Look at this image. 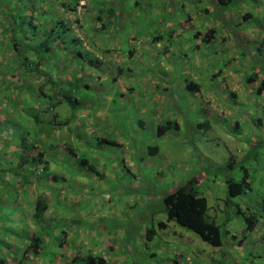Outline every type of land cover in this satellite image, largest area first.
Segmentation results:
<instances>
[{
  "label": "rangeland",
  "instance_id": "rangeland-1",
  "mask_svg": "<svg viewBox=\"0 0 264 264\" xmlns=\"http://www.w3.org/2000/svg\"><path fill=\"white\" fill-rule=\"evenodd\" d=\"M89 1L88 7L92 8L93 0ZM169 1L171 0H149L148 2L141 1L139 5H136L132 0H120L123 15L118 16L117 14L115 21H112L104 14L101 17L106 20L105 31L95 28L96 21L88 23L87 19L82 22V27L91 32H97L103 39V44L101 45L102 54L104 50L111 51L113 47L117 51L122 50V52H125L127 60L124 63H130L128 56L130 47L137 46V41H140L145 33L153 35L152 33L158 31V28L162 26V23L158 22L159 18L165 20L170 16L176 23L180 18L191 14L194 4V7L198 4L200 8L211 9L212 17H220L228 11L233 12L235 15L242 13V10L250 12L253 19L244 23L248 28L239 36L242 35L246 38L247 43L255 40L254 33L257 30L253 26L257 24L258 18L261 17V11L255 10V1L242 3L241 0H238L236 1L237 4L226 8L218 6L215 0H183L185 10L177 9L173 3L169 4ZM0 2L1 6H5L7 0H0ZM83 2L84 0L81 1V3ZM166 7L168 9L173 8L174 13L167 12L168 9ZM80 10L84 9L81 8ZM89 10L91 12V9ZM230 16L234 18V22L237 21L235 16ZM230 16L225 18L226 28L230 26V31L245 27L242 24L230 23ZM205 17L209 20L208 23L204 24L203 27L200 24L194 26L203 31H207L210 26L216 27L218 32L222 29V27L216 26L220 20L215 24V22L212 23L210 15L205 14ZM239 20L241 21L242 19ZM113 25L114 28H110ZM131 36L134 37L132 42ZM179 42H185L187 46L184 47V50L178 48L171 53L170 60L175 63L173 68L175 76L180 74L183 62L191 66L194 62L197 65L196 62H198L199 67L196 68L194 73L197 79L199 78L200 81H198L201 85L207 83L205 76L210 79L213 73H218L216 77H218L219 81L223 80L224 87L229 85L232 74L235 79L240 77L242 79L243 71H240V67L226 57V50L220 44L216 45V56L213 45L205 48V45L202 44L200 51H195L192 49L195 41L191 37L179 39ZM244 50H248L247 47ZM220 51H222L221 54ZM82 52L84 54L83 63L81 62L80 69H78L79 72L82 68L84 69L82 71V79L77 81L74 78L75 74L69 75L70 79L73 78V91L71 94L78 98L81 104L70 107L64 101L50 107L51 110L47 109L43 113L45 119L42 125H44V130L48 129V131L43 132L42 136L43 141L49 139L47 144H68L76 155L85 157L89 161L88 166L80 164L77 160L74 162L75 166L70 169L68 167L70 165L69 162L73 161V159L65 158L61 160L65 156L64 153L62 158L57 156L58 160L55 159L53 162L52 159L49 160V156L52 153H49L46 148V156L44 158L49 160L50 172L58 174V178L56 180H36L34 177L32 186L27 185L25 189L16 184L17 198L15 199V195L5 200L4 204H2V209L4 208L5 211L16 209L15 212H7L11 213L9 215L10 224L16 226L26 221L30 224L29 219L35 196L40 194V192H47L52 200L49 211L53 213L55 230L63 226L64 229L71 226L73 224L72 217L76 218L77 212L82 213L81 221L87 222L89 218H94L95 221L99 222L94 227V230H97V227L99 229L100 225L105 227L117 225L120 229V237H118L117 243L119 249L115 250L118 253L121 252V256L125 255L127 264H131L129 260L131 257L133 258V264H167V262L181 258L179 255V252H182L181 246L185 247L186 254L188 252L195 254L193 264H245L249 260H253V264H264V251L259 249L260 245H257V248L245 249L242 252L241 250L236 251L227 247L224 241L225 236L228 235L226 237L228 238L235 233V230H227L226 228L231 223L229 219L238 224H240L239 220L243 219V214L236 213L235 206L239 204L244 209L242 201H245L246 197L255 198L259 201L264 199V133H260L255 128L249 132L248 123L256 114H250L249 118L246 116L244 121L238 118L241 112L251 105L245 95L236 99L235 103L238 104L240 102L239 105L233 104V98H231L232 103L223 101L224 104L221 103V106L216 102L214 108H212L213 102L211 104H202L201 102L198 105L200 111L196 113V110H193L188 114L197 118H195L194 123H209L211 124L210 127L204 131L199 129L198 135H195L197 130H195V133L188 134V137L192 139V148L189 147L187 149L188 152L168 151L158 154V152H153V146L157 145V143L152 140L150 132L154 131L155 138H153L157 139L155 114L160 110V106L155 95L156 92L160 91V88L156 89L153 86L151 93L146 91V95L151 100L149 108L146 110V105L140 103L142 90H145L143 87L140 86L134 89L138 92V95H135L130 90L121 88L122 85H129L125 64L121 66L124 71L122 72L123 74H120L119 78L122 76L120 79L116 78L118 66L110 67L107 71H105L104 67H101L104 68L103 71L106 72L109 78L99 83L96 79L94 80L95 75L100 73L99 70L94 69L91 71V76L86 72L88 69L86 64L92 63L95 65L97 63L94 60L89 62L88 60H91L93 56L85 53V51ZM248 52H250L249 57L252 54L254 56L253 48L249 49ZM64 59H66L65 55H63ZM223 59H226L224 65ZM189 65L186 66L189 67ZM244 69H246L245 65L241 70ZM191 71L193 72V69ZM61 73L64 74L65 71ZM207 73L208 75H206ZM259 73L261 72L259 71ZM190 75L192 74L189 72L187 77L190 78ZM80 83H87L89 87L76 88L75 86ZM174 91L175 95H178L179 98L182 97V91L178 92L177 89H174ZM131 96L138 97V101L131 99ZM108 98L110 101H107L109 100ZM50 100L51 102L55 101L54 98H50ZM137 107L145 109L142 113H137ZM101 109L105 111L104 114L100 113ZM168 110L171 111V109ZM237 110L239 111L237 112ZM258 111L261 113L263 109ZM212 113L217 114L221 119L225 117L223 120L220 119L219 124L213 120L214 117L208 119V114ZM67 117L70 118L66 119ZM169 117H174L173 111L169 113ZM192 118L190 117L188 120L190 127L193 125ZM231 118L239 119V126L227 130L226 125L228 126ZM47 119H49L48 123H46ZM84 133H86L85 135L88 134L93 144L98 146L99 153L87 151L85 144L81 145L78 142L79 138L85 139ZM28 135L33 141L36 140L41 145H45V142L40 140V136L38 137L34 130L30 131ZM181 136L183 137L184 135L182 134ZM169 138H178V134H173L172 132ZM106 141H113L117 145L108 144ZM133 147L137 150L138 156L134 163L136 172L131 171L129 167L124 168L120 163L124 152L128 148L131 149ZM176 147L174 145V148ZM177 149L182 148L177 147ZM35 152L31 151V154ZM178 154L181 158H184L183 163H185L186 175L178 176L175 172L173 176H169L168 170L170 169L166 170L167 161L175 163ZM134 156L136 158L135 154ZM142 159L151 160L154 163L143 166L140 165L142 164ZM113 160L117 161L116 166L112 164ZM98 161H101L100 167L97 166ZM181 162L182 160L179 161L180 164ZM92 169L94 170L91 171ZM201 172L202 174L198 175ZM96 174H100V178ZM245 174L248 175L249 192L246 193L245 191L241 195L228 197L226 181L229 179L240 181ZM164 175H166V178ZM193 177L196 178V184L194 185H196L197 190L207 199L208 213L214 214L216 223L221 226L223 231V243L220 246L208 244L197 233L180 226L174 221L168 222L165 228H159L158 223L160 221L166 222L161 196L168 192L166 188H170V180L173 182L171 187L175 188ZM79 178L86 181V190L84 191L80 189L78 184ZM53 189H58L59 191L53 192ZM70 193H72V197L69 196ZM261 205L262 203H259L256 209H261ZM23 208L27 210L25 213L21 211L24 210ZM56 210L58 215L54 214ZM60 221H63V223L59 224ZM150 228L154 229L155 233L151 240H147L145 238V230ZM113 231L111 229L106 234H101L105 238V240H101L102 245L107 244L106 240L114 236ZM237 234L239 235V232ZM58 238L60 239L61 236ZM64 239L65 234H62V240ZM262 244L261 248L263 249L264 243ZM130 247L132 248V253L128 251ZM99 248H101L100 245L93 244L90 252L94 253L98 250L96 254L101 255ZM59 249V247L53 248V251H58ZM66 249L63 247V251L60 250L56 256H62L63 253H66ZM83 251L85 253V250ZM105 251L110 252L109 249H105ZM136 252L138 253L136 254ZM215 260L217 261L214 262ZM59 262L60 260L58 263L55 262V264H63ZM32 264L34 263L32 262ZM36 264L51 263L49 262V257L44 255L39 258ZM119 264L123 263L119 261Z\"/></svg>",
  "mask_w": 264,
  "mask_h": 264
},
{
  "label": "trees",
  "instance_id": "trees-1",
  "mask_svg": "<svg viewBox=\"0 0 264 264\" xmlns=\"http://www.w3.org/2000/svg\"><path fill=\"white\" fill-rule=\"evenodd\" d=\"M81 1L83 0H7L5 6L0 5V264H36L44 255L49 257L51 264L58 263L59 260L63 264H110L103 256L88 253L73 257L62 255L56 260L55 254L64 247L62 232H66L55 230L53 213L49 211L52 201L49 193L40 192L35 196L30 224L28 221L16 226L10 224L11 213L7 212H15L16 209H2L5 200L15 195V199L17 198L16 184L25 189L27 185L32 186L34 177L36 180L58 178V174L50 172L49 160L44 158L47 149L52 155L62 149L65 155L63 159L78 160L80 164L86 162L85 157L76 155L68 144H47L49 139L43 141L42 136L43 132L48 131L42 125L45 119L43 113L47 109L51 110L50 107L64 101L70 107L81 104L71 94L73 78H63L57 69L62 65L66 74L71 65L79 64L69 73L75 74L77 81L82 79V70L79 76L76 75L83 63L82 51L88 53L80 36L83 35L82 22L91 17L94 21H100L103 29L105 22L101 18L102 14L107 12L106 15L110 18L114 13L110 6L113 0H93L92 8L88 7L89 0H84L83 3ZM236 1L238 0H215L218 6L226 8L237 4ZM81 8L84 10L81 11ZM208 11L206 9V13ZM244 16L250 17L252 14L247 11ZM261 16L264 19V12ZM214 31L216 32L215 28L209 29V35L205 36L207 41ZM206 40L203 41L204 45ZM90 44L88 43V47L94 46ZM63 55L66 56L64 60ZM259 64L263 70L264 39L254 48L251 67L254 69ZM256 77H259L258 72L252 73L248 79L253 81ZM191 84L198 87L194 82ZM258 86L257 91L260 93L264 90V77ZM75 87L89 86L80 83ZM50 98L55 101L51 102ZM48 121L49 119L46 123ZM176 126V121L165 120L158 124L157 136L176 129ZM33 130L45 145L29 138L28 134ZM111 143L116 144L113 141ZM31 151L36 152L31 154ZM154 151H157L156 147ZM195 181L191 178L161 196L166 222L160 221L158 225L163 228L166 223L174 221L197 233L208 244L220 246L223 243V231L216 223L215 216L208 213L207 199L197 190ZM226 184L228 197L238 196L249 190L247 174L240 181L229 179ZM245 207H238L239 213L252 224L251 220L256 218V214L248 212L250 209ZM23 209L19 210L25 213L27 210ZM154 233V229H146L145 237L152 239ZM58 247V251H53V248Z\"/></svg>",
  "mask_w": 264,
  "mask_h": 264
},
{
  "label": "crops",
  "instance_id": "crops-1",
  "mask_svg": "<svg viewBox=\"0 0 264 264\" xmlns=\"http://www.w3.org/2000/svg\"><path fill=\"white\" fill-rule=\"evenodd\" d=\"M132 1L134 2V4L139 5L141 1L148 2L149 0H132ZM241 1L242 3H245V2L249 3L251 0H241ZM254 1L256 2V6H257V7L255 6V9H257L258 11L260 10L261 13L264 12V0H254ZM172 3L175 5L177 9L185 10V4L183 3V0L169 1V4H172ZM194 5H193L191 14L185 15L183 18H180V20L177 21L176 23L170 18V16L167 17L165 20H163L162 18H159L158 22L162 23V26L158 28V31L152 33L153 35H151L150 33H145L143 35L144 37L140 41H137V44H138L137 46L130 47V50L128 51L130 63H124L127 60V56H125V52H122V50L117 51L116 48L114 47L111 49V51L104 50V53L102 54L101 45L103 44V39L99 36L97 32H91L88 29L83 28V33L88 38V41H90L91 44H94L93 47L87 48L88 54H91L93 56L91 60H94L97 63V66L93 65L92 63L86 64L88 67L86 72L91 76V71H93L94 69H97L100 71V73H97L95 75L94 80L96 79L99 83L101 81L108 80L109 77H107L106 72H104L103 70L105 68L106 69L105 71H107L110 69V67L112 68L115 66H118V75L116 78L120 79L122 76L120 78L119 76L120 74H123L122 72L124 71V69L121 68V66L122 64H125L127 74H128V84L129 85L128 86L122 85L121 88L130 90L135 95H138V92H136L134 89L140 86L143 87L145 90H142V97H141L140 103H144L146 105V110H148L149 104L151 102V100L149 99V96L146 95V91L151 93L153 91V86L156 89L160 88V91L156 92V95H155L156 100L159 101V106H160V110H158V113L155 114V124L156 126H158V124L162 123V120H167L168 118H170L169 113L173 111L174 117L170 118L169 120L172 119L176 121L177 126H176V129H174V131L171 130V131L166 132L162 136H157V139H154L155 132L154 131L150 132L152 140H154L157 143V145H155L154 147L157 148V151L155 152H158V154L160 152L166 153L168 151H180L179 153L188 152L187 149L189 147L192 148V145H191L192 139L188 137V134L195 133V130H197L195 135H198L199 129H201V131H204L210 127L211 124L209 123H202V122L194 123V121L197 118L195 116H190L188 114L193 110H196V113L197 111H200L198 105L201 102L202 104H206V103L211 104L213 102L212 108H214L216 102H218L219 105L221 106V103L224 104L223 101L231 102V103L233 101V104L239 105L240 102L238 104L235 103L236 99L241 98L243 97V95H245L247 101L251 102V105L249 106V108L242 111L238 118L244 121L246 120V116L247 118H249L250 114H256L255 117L251 119L248 123L249 132H251V130L255 128V129H258L260 133H264V90L260 93L257 91V88L259 87L258 85L260 84V80L261 78L264 77V67L262 70V67H260V64H259L257 67L253 69L251 67V63H252V58H254V56L253 54L251 55V57L248 56L250 53L248 52V50L252 48L254 49L264 39V19L263 17L262 16L259 17L257 20V24L253 26L257 30V32L254 33L255 40L247 43L246 38H244L242 35L239 36V34H242V32L246 31L248 28V26L244 25V23H246V21L249 22L251 19H253L252 16L250 17L244 16V14L247 12L246 10L241 9L242 13L238 15H235L233 14V12L228 11L224 13L223 15H221L220 17H212L211 9H209V11L206 13V8H200L198 4L196 7H194ZM111 6L120 8L121 7L120 0H113ZM166 9L168 8L166 7ZM167 12L174 13V9L173 8L168 9ZM114 13L115 15L113 17H110V18L108 17L112 21H115L117 14L118 16L123 15L122 9L120 10V12L115 11ZM205 14L210 15L211 17L210 19L212 23L215 22L216 24L217 21L220 20L218 22V25L216 24V26L222 27V29L219 32L216 30V27H213V26L209 27V29L215 28L216 30V32L214 31V33L212 34V37L209 41H207L205 38L207 34L209 35V32H208L209 29L207 31L205 30L203 31L194 26L196 24H200L203 27L204 24L209 22V20H207V18L205 17ZM230 15L235 16L237 21L234 22L233 21L234 18H232V16ZM227 16H230L231 18L230 23L242 24V26H245V27L237 29L235 31H230L229 30L230 26L226 28V25H225L226 23L225 18ZM239 19H243V20L240 21ZM93 21L94 19H92L91 17L87 18L88 23H91ZM105 21L106 20H104V22ZM182 23H184V25H182ZM100 24H101L100 21H96L95 28L102 29V26ZM110 28L113 29L114 26H110ZM102 30L105 31L106 27H103ZM237 34L238 36H236ZM188 37H191V39L195 41L193 42V44L194 43L195 44L192 49H194L195 51H200L203 41L206 40L207 43L205 45V48L213 45L216 56H217L216 45L220 44L226 50L225 51L226 57L231 62L235 63L236 66L240 67L239 68L240 71H243L242 79L241 77L239 79H235V76L232 74L229 85L228 86L225 85L224 87L223 80L219 81L218 77H216L218 76V73L216 75H214L213 73L210 79L208 76H205L207 79V83H205L204 85H201L199 82L200 81L199 78L197 79L196 74L194 73L196 72V68L199 67L198 62H196L197 65L194 62L192 66L183 62L182 63L183 65L181 66L182 68H180L181 69L180 74L178 76H175V74L173 73V68H174L175 63L174 61L170 60L171 53L175 52V50H177L178 48H182L184 50V47L187 46V43L179 42V39H183V38L186 39ZM133 39L134 37L131 36V42L133 41ZM244 45L247 47L248 50H244V48H246ZM221 53L222 51H220V54ZM225 60L223 62V65L225 64ZM186 65H189V67H187ZM244 65L246 69L241 70L244 67ZM76 66L77 65H71L70 69L67 68V70L69 69L68 73L62 74L61 72L63 70H62V65H61L58 67L57 72H59V74H61L63 78H66V77H69L70 75L69 72L70 71L73 72ZM101 67H104V68H101ZM191 69H193V72L191 71ZM82 71H84L83 68H82ZM259 71L261 73H259ZM81 72L78 71L76 75L79 76ZM189 72L190 74H192L190 75V78L192 79L187 77ZM254 72H258L259 77L258 78L256 77V80L254 79L253 81H251L248 78ZM206 75H208V73ZM191 82L198 84V87H196L197 85L191 84ZM84 84H87V83H84ZM87 85L89 86V84ZM188 87L191 89H188ZM174 89H177L178 92L182 91L183 92L182 97L179 98L178 95H175ZM228 97H230L229 98L230 100L229 99L224 100V99H227ZM130 98L135 99V101H138L137 100L138 97L131 96ZM157 98H159L160 100ZM231 98H233L232 101H231ZM107 101H110V99ZM236 108L239 109L238 107ZM144 109L145 108L140 109L137 107L136 112L142 113ZM168 109H171V111H169ZM261 109H263V111H261ZM239 110H237V112ZM250 110H253V111L250 112ZM258 110H260L261 113H259ZM100 113L104 114L105 111L101 109ZM190 117H193L192 118L193 125L191 127L188 124V120ZM208 117H209L208 119H212L211 117H214L213 120L220 124V121L223 120L225 116L221 119L220 116H217V114L215 115L212 113V114H208ZM67 118H70V117H67ZM238 120L239 119L237 118H231L228 126L226 125V129L230 130V129L238 127L239 126ZM191 129L193 130L191 131ZM172 132L173 134H178V138H172V139L169 138V135ZM85 134L86 133H84L85 139L79 138L78 142L81 145L85 144V148L87 149V151L99 153L98 146L93 144L88 134L87 135ZM182 134L184 135L183 137L181 136ZM166 135L167 137L164 138ZM106 142L108 144H112L111 141H106ZM112 145L116 146L117 144H112ZM174 145L182 149H177V147L174 148ZM57 151L58 152L56 153V155L49 156V160L52 159V161L54 162V160L57 159V156L62 158L63 150L58 149ZM134 154L136 155V158ZM200 155H201V152H200ZM137 159H138L137 150L134 147L131 149L128 148L124 152L123 157H121L120 163L123 165L124 168L129 167L131 171L136 172L134 163L136 162ZM183 159L184 158L183 157L181 158V156H179L178 154L177 160L175 161V163L167 161L166 170L170 169L168 170V172L170 173L169 176H173L175 172L176 174H178V176L186 175L185 173L186 168L184 167L185 163H183ZM61 160H64V159H61ZM181 160L182 162L180 164L179 161ZM75 161L77 160H73L69 162L70 165L68 167L70 169L75 166L74 165ZM88 162L89 161L86 159V162L82 164H84L85 166H88L87 165ZM100 163L101 161L97 162L98 167H100ZM153 163L154 162L151 160L142 159V164L140 165L146 166V165H152ZM112 164L116 166L117 161L113 160ZM93 170L94 169H92L91 171ZM201 174L202 172L199 173L198 175H201ZM99 175L100 174H96V176L100 178ZM164 176L166 178V175ZM135 177H136V174H135ZM195 177H197V175H195ZM195 177H193L194 180H196ZM170 183H171L170 188L169 187L166 188L168 191H171L172 189H174V187H171V185L173 184L171 180H170ZM78 184L80 185L81 190L83 191L86 190L85 180L80 179V181H78ZM52 191L58 192L59 190L53 189ZM248 192L249 190L246 191V193ZM71 194L72 193H70L69 196H71ZM242 202H243L244 207L246 206L245 209H248V208L250 209L248 212H252L256 214V218L251 220L252 224H250V222L246 221L244 218L239 220L240 224H238L237 222H234L232 219H229L231 223H229L226 226V228L227 230H235L234 231L235 233L233 235H230L228 238H226L228 235L224 237L226 246L233 248L236 251L241 250L243 252L245 249L249 250L253 247L257 248V245H260L259 249L261 251H264V248L263 249L261 248V246L263 245L262 243H264V199H261L259 201V200H256L255 198L251 199L250 197L248 198L246 197V200ZM259 203H262L260 207L261 209H256ZM238 207L240 208V206L237 204L235 206V211L236 213L240 214ZM54 214H57V210ZM212 215L214 216L213 213ZM81 218H82V213L77 212V217L76 218L72 217V221L74 225L72 224L71 226L66 227L65 229H64V226L61 228H57V230L64 229L63 231L66 232L65 233L66 241H64V249L65 248L67 249H66V253H63V255L67 257L68 256L73 257L78 254L82 255V253H84L83 250H85V253H88V254H96L98 253V250L96 251L94 250L95 251L94 253L90 252L91 246L93 244H96V245L101 246V248H99L101 251V256H103V258L106 261H108V263L119 264V261H120L123 264H127L125 255L121 256L122 253L121 252L118 253L115 250L118 248V244H117L119 240L118 237H120L119 236L120 229L118 228L119 226L113 225V227H111L110 225H108L107 227H105L104 225H100L99 229L97 227V230H94V227L97 226L99 222L95 221L94 218L93 219L89 218L87 222L81 221ZM62 223L63 221L59 222V224H62ZM167 224L168 223H166V225L163 228H165ZM111 229L114 230L113 231L114 236L111 239L106 240L107 244L102 245L101 240L103 239L105 240V238L101 234L102 233L106 234L109 230L111 231ZM99 232L100 234H98ZM238 232H239V235L237 234ZM147 240H151V239H147ZM184 248H185L184 246H181L182 252H179V255L181 256V258L172 260V262H167V264H193L194 259H195L194 257L195 254L193 255V254H190L189 252L188 254H186L185 252L187 251H185ZM105 249H109L110 252L105 251ZM61 250L63 251V248ZM128 251L131 253L133 252L131 247L128 249ZM137 253L138 252H136V254ZM57 258H59L58 255L56 256V260ZM263 258H264V254H263ZM129 260H130V263L133 264V258L131 257L129 258ZM216 261L217 260H215L214 262ZM253 262H254L253 260H249L248 262H245V264H253Z\"/></svg>",
  "mask_w": 264,
  "mask_h": 264
},
{
  "label": "clouds",
  "instance_id": "clouds-1",
  "mask_svg": "<svg viewBox=\"0 0 264 264\" xmlns=\"http://www.w3.org/2000/svg\"><path fill=\"white\" fill-rule=\"evenodd\" d=\"M111 4H112V1H111ZM111 4H110V6H111ZM113 9H114V11L113 12H115V11H119L120 12V10H121V7L120 8H118V7H113V6H111ZM108 10H109V8H108ZM107 10V11H108ZM123 12V11H122ZM106 13L107 12H104L103 14L104 15H106ZM102 14V17L104 16ZM115 15V13H113V15H112V17ZM107 16V15H106ZM114 26V25H113ZM211 29V28H210ZM81 37H82V40H83V42L86 44V48H88V43H90V41H88V38L84 35V33H83V35H80ZM80 37V38H81Z\"/></svg>",
  "mask_w": 264,
  "mask_h": 264
}]
</instances>
